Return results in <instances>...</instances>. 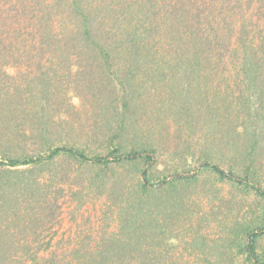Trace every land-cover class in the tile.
Segmentation results:
<instances>
[{
    "label": "trees",
    "instance_id": "obj_1",
    "mask_svg": "<svg viewBox=\"0 0 264 264\" xmlns=\"http://www.w3.org/2000/svg\"><path fill=\"white\" fill-rule=\"evenodd\" d=\"M52 66L66 69L76 135L38 157L0 160L16 168L0 173V264H165L161 222L166 209L174 219L182 198L175 181L186 177L162 184L147 177L165 124L177 122L187 142L195 137L208 146L219 126L227 133L220 145L244 160L249 174L264 177V0H0V91L7 69H22L0 93V109L24 111L33 126L46 110L45 88L58 78ZM165 86L180 104L161 101ZM94 144L113 151L89 155L80 147ZM125 145L136 150L121 152ZM60 154L87 170L77 177L82 188L59 204L63 174L36 170ZM141 158L149 162L137 178L106 172ZM201 166L252 182L209 160ZM252 184L264 197V187ZM73 197L79 217L61 235L67 240H58L57 209ZM94 199L99 208L89 207ZM263 233L248 234L249 252Z\"/></svg>",
    "mask_w": 264,
    "mask_h": 264
},
{
    "label": "rangeland",
    "instance_id": "obj_2",
    "mask_svg": "<svg viewBox=\"0 0 264 264\" xmlns=\"http://www.w3.org/2000/svg\"><path fill=\"white\" fill-rule=\"evenodd\" d=\"M36 67V65L32 67L36 73L42 72V69ZM52 67L55 69L52 73H56L58 78L45 88L43 94L46 95L42 100L47 106L49 103L52 105L46 106L42 116L35 115L37 118L33 126L29 120L30 115L27 116L24 111L18 115L10 111L11 109L8 110L9 107L4 106L3 110L0 109V160L38 157L47 154L57 145L69 143L76 135L69 126L67 105L71 92L67 86L66 69ZM16 68L7 69L9 76L4 75L3 80V84L6 80L7 85L2 86L1 95L4 88L7 89L9 85L15 84L21 76L22 69ZM165 87L167 92L160 97L167 96L161 98V101L164 103L173 99L175 103L180 104V98L173 94L170 87ZM195 102L192 100L191 106ZM173 117L182 119L178 115ZM33 128L35 133L30 131ZM161 129L162 140L157 144L156 160L148 166V179L153 183L162 184L163 180L171 181L177 174L186 176L175 181L177 184L175 187L180 190L182 198L176 201L178 205L175 208L174 219L170 216L171 209H166L167 212L164 213L161 222L164 244L162 255L165 264H177V262L179 264H259L252 256H256L259 262H264V233L255 239L253 253L247 248L248 234L264 227V197L252 184L256 182L264 187V177L259 178L249 174L244 160L234 159L233 155L228 153V148L220 145V138H224L227 133L219 126L214 129L215 143L209 146L201 142V139L196 142L195 137L187 142L185 139L187 135L184 132L188 133V131L180 129L177 122L167 127L165 124ZM128 131V133L137 131V127ZM260 139L258 154L259 159L262 160L258 161V166L264 172V134ZM80 147L86 148L85 151L89 155H106L109 151H113L110 147L98 144L90 147L80 145ZM135 150V147L125 145L121 152ZM206 160L218 164L236 177L252 182L249 183L250 185L241 183L219 174L210 166L202 167L201 164ZM148 162L145 158H141L134 162L119 163L113 166L112 171L109 169L106 172L108 175L113 173L111 174L113 177L116 175L130 180L139 177ZM86 167L87 165L81 160L60 154L50 166H39L36 171L44 169L63 174V181L59 185L64 188L66 195L59 199L60 204L68 198V194L71 196V193L82 188L77 177L83 178L81 174L85 173ZM12 169L16 168L0 166V173L6 174ZM46 172L43 173L44 177L49 176ZM69 200L70 203L64 202L62 207L57 209V214L62 219L61 224L54 227L58 230V240H67L61 235L66 229L74 230L75 223L72 218L78 216V208L81 209L77 197ZM98 204L99 202L94 199L89 207H98ZM79 223L81 229L88 230V223L81 219Z\"/></svg>",
    "mask_w": 264,
    "mask_h": 264
}]
</instances>
